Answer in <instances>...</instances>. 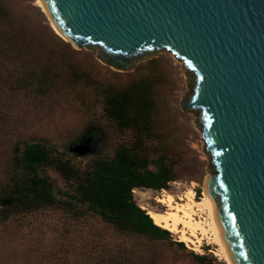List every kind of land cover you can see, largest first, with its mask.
Instances as JSON below:
<instances>
[{"label": "water", "instance_id": "95a60500", "mask_svg": "<svg viewBox=\"0 0 264 264\" xmlns=\"http://www.w3.org/2000/svg\"><path fill=\"white\" fill-rule=\"evenodd\" d=\"M41 1L55 34L115 75L142 58L181 62L176 111L204 143V200L227 264H264V0ZM90 151L89 140L70 148Z\"/></svg>", "mask_w": 264, "mask_h": 264}, {"label": "rangeland", "instance_id": "374dc122", "mask_svg": "<svg viewBox=\"0 0 264 264\" xmlns=\"http://www.w3.org/2000/svg\"><path fill=\"white\" fill-rule=\"evenodd\" d=\"M9 9L15 32L19 40H24L32 48L37 60L48 61L60 74L47 96L36 95L25 90H15L12 84L0 86V182L11 169L13 145L18 141L42 142L56 147L58 157L80 171L86 169L92 159L99 156L111 157L121 144L130 145L132 133H119L103 115L102 88L107 85L123 86L132 80L154 76L158 83L154 88V121L160 140L151 142V158L158 152L168 157L176 173V180L170 182L166 191L175 195L183 194L191 188L196 199L204 192L202 172L210 165L207 156L199 155L204 143L190 128L189 121L177 110L178 102L187 93L181 84V62L175 63L168 55L149 60L142 58L135 64L129 77L115 75L91 61L86 49L73 56H54L48 51L58 48L52 40L56 35L46 15L36 4V0H2ZM45 51V52H44ZM38 58V59H37ZM32 62V60H29ZM14 64H18L14 61ZM67 64V65H66ZM80 67L92 80L70 84V66ZM7 72L16 67L7 63ZM99 131L94 149L84 157H74L70 148L78 143L89 131ZM152 169V167H150ZM48 175L61 191L71 192V184L66 183L54 169ZM132 191L137 205L146 204L150 208L164 211L165 206L155 198L162 191L138 189ZM59 200L63 196L55 195ZM94 230L102 232L104 240L111 243L121 241L133 245L153 258L154 264H199L191 254L203 255L206 264H226L213 252V246L202 247L203 253H196L183 244L186 250L179 249L169 242H152L144 238L125 239L114 236L91 216L78 218L59 207H46L29 213L12 216L0 222V264H91V241ZM173 242L180 243L170 234Z\"/></svg>", "mask_w": 264, "mask_h": 264}, {"label": "trees", "instance_id": "16d2710c", "mask_svg": "<svg viewBox=\"0 0 264 264\" xmlns=\"http://www.w3.org/2000/svg\"><path fill=\"white\" fill-rule=\"evenodd\" d=\"M14 30L10 11L0 0V86L11 87L13 84L15 90L47 96L61 74L48 61L37 58L34 64L36 53L33 55L32 48L19 40ZM52 40L58 44V48L48 51L53 57L60 56L63 62L65 56L75 55L76 52L57 35H53ZM9 62L16 67L12 72H7L5 66ZM67 78L70 84L93 83L92 78L75 65L70 66ZM157 83L156 77L146 76L120 87L107 85L102 88L103 115L119 133H132L133 140L130 145H119L111 157L92 159L83 171L75 168L70 160L59 158L56 147L47 143L16 142L11 169L0 182V222L41 208L59 207L76 213L78 218L91 216L114 236L169 242L186 250L183 243L172 241L171 233L153 223L135 203L132 194L134 189L167 190L169 183L176 180L167 155L158 152L151 158L150 153L151 142L160 140L154 121L153 94ZM99 137V131H89L80 141L89 140L92 152ZM51 168L71 184V192L56 187L48 175ZM55 195L66 200H59ZM102 236L98 230L92 233L91 264H154L153 258L133 245L123 241L111 243ZM190 254L199 264H206L205 256Z\"/></svg>", "mask_w": 264, "mask_h": 264}, {"label": "bare ground", "instance_id": "6f19581e", "mask_svg": "<svg viewBox=\"0 0 264 264\" xmlns=\"http://www.w3.org/2000/svg\"><path fill=\"white\" fill-rule=\"evenodd\" d=\"M41 2V0H36L39 8H41ZM137 191L139 190H133L135 193ZM148 191L151 190H143L140 193ZM195 196L191 188L181 195L162 190L155 200L166 207L164 211L150 208L146 204L138 206L149 215L156 226L171 233L190 250L202 254V247L206 243V245L213 246L212 252L227 264L229 251L222 247L225 242L219 236L221 230L216 218L213 219V222L211 221L204 200L206 196L205 189L202 197L196 199Z\"/></svg>", "mask_w": 264, "mask_h": 264}, {"label": "built area", "instance_id": "2783aa9c", "mask_svg": "<svg viewBox=\"0 0 264 264\" xmlns=\"http://www.w3.org/2000/svg\"><path fill=\"white\" fill-rule=\"evenodd\" d=\"M195 195H196V193H195Z\"/></svg>", "mask_w": 264, "mask_h": 264}]
</instances>
